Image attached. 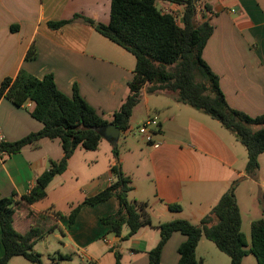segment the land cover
<instances>
[{
  "label": "crops",
  "instance_id": "obj_1",
  "mask_svg": "<svg viewBox=\"0 0 264 264\" xmlns=\"http://www.w3.org/2000/svg\"><path fill=\"white\" fill-rule=\"evenodd\" d=\"M111 1L0 0V87L6 78L14 80L22 70L38 79L52 74L61 92L72 98L76 86L96 113L111 121L127 94L136 67L135 57L82 19L57 31L48 27L51 21H68L75 15L108 24ZM206 4L212 14L203 9L197 21H208L213 27L203 51L204 60L219 76L221 90L233 109L253 118L264 115V0H202V6ZM157 6L165 13H173L177 24L184 26L180 5L158 1ZM32 46L37 57L27 60ZM33 109L31 100L22 106L6 97L0 100L3 142H18L43 128L32 117ZM152 118H157L160 125L154 130L153 142L147 144L150 149H146L145 159L127 169L124 159H118L122 171L132 179L129 199L147 203L152 220L151 226L141 228L128 240L123 239L128 227L117 237L109 226L101 224L102 218L119 209L116 197L84 207L69 226V216L76 206L116 181L110 172L117 163L115 158L108 171L87 178L74 168V157L81 149L78 148L66 172L56 176L47 187L46 198L30 205L23 198L36 187L37 179L51 164L62 159L61 142L41 139L17 154H0V198H13V227L19 234L39 231L35 246L40 243L44 249L37 251L41 264H49L43 261L44 254L49 256L50 264H115L116 253L121 255V264H149V252L161 239L157 228L160 224L182 219L198 225L233 187L242 214L239 190L235 187L239 180L255 183L258 197L264 201V153L259 159L258 176L251 179L245 169L237 168L239 157L231 144L201 112L176 103L166 94L144 93L134 109L130 127L135 122L140 127ZM84 158L85 165L90 166V159ZM52 192H56L53 203L39 207ZM170 205H180L182 211L173 212ZM248 217L251 226L255 219ZM186 240L185 235L174 233L163 249L160 264H178L179 248ZM200 251L197 258L202 264H224L205 239L201 240L197 254ZM3 252L0 227V258ZM59 255L70 259L60 260ZM20 258H13L9 264H27ZM242 264L258 261L249 254Z\"/></svg>",
  "mask_w": 264,
  "mask_h": 264
},
{
  "label": "trees",
  "instance_id": "obj_2",
  "mask_svg": "<svg viewBox=\"0 0 264 264\" xmlns=\"http://www.w3.org/2000/svg\"><path fill=\"white\" fill-rule=\"evenodd\" d=\"M158 1L180 5L183 8L184 26L177 24L173 13L159 9ZM203 9L212 14L209 5L202 6V0H112L108 24L81 15H75L68 21L48 23L51 30L57 31L82 19L100 35L132 54L136 67L127 85V94L111 121L99 116L76 86L72 98L61 92L52 74L38 79L22 70L14 80L6 78L2 82L0 100L6 97L18 106L31 100L34 103L31 115L43 124V128L18 142H1L0 154H17L41 139L59 140L64 151L62 159L53 162L50 169L37 179L31 193L23 198L26 203L31 205L46 198L47 187L56 176L66 172L68 162L78 148L86 151L99 149L103 138L97 129L114 124L122 133H126L130 129L134 109L144 93L148 96L166 94L176 103L218 121L246 148V175L254 179L258 176L259 159L264 153V115L253 118L228 104L220 87L219 76L203 58V51L213 34V27L208 21L197 22ZM36 57V48L32 46L26 59L34 60ZM113 154L117 163L111 166L110 172L116 181L76 206L69 216V226L74 224L84 207L97 206L116 197L119 209L102 218L101 224L109 226L110 232L117 237H121L123 228L128 227L129 232L123 238L128 240L141 228L151 226L152 220L147 203L129 199L133 190L132 179L119 165L118 146L113 148ZM13 204V198H0L4 249L0 264H9L15 257L41 264V255L34 250L40 233L32 229L26 235H21L14 229ZM169 208L173 212L182 211L180 205H170ZM242 225V214L233 187L198 225L182 219L160 224L157 228L161 239L149 252V264H160L163 249L176 232L187 237L179 248L178 264H202L197 258V249L203 239L213 242L220 252L226 254L230 264H242L249 254L257 258L258 264H264V218L251 224L250 246ZM59 259L67 260L70 257L59 255ZM115 264H121L119 253H116Z\"/></svg>",
  "mask_w": 264,
  "mask_h": 264
},
{
  "label": "rangeland",
  "instance_id": "obj_3",
  "mask_svg": "<svg viewBox=\"0 0 264 264\" xmlns=\"http://www.w3.org/2000/svg\"><path fill=\"white\" fill-rule=\"evenodd\" d=\"M137 114H138L137 116L140 117L141 114L139 111ZM201 116H203L207 121L213 124L217 128V130L225 137V139L231 144L233 149L236 151V154L239 157V163L237 168L246 170L248 154L244 145L239 140H237L233 134H231L224 127H222V125L216 123L214 119L210 118L209 116L203 113H201ZM147 144L148 143L145 141V139L139 134V127L137 126L136 122L131 125L130 129L126 133L121 134L117 146H118L119 158L120 159L122 158L125 161L124 164L125 169H127L129 166L134 167V165L138 163L140 160L145 159L146 157L145 152L147 151L146 149L147 148L150 149V147H147L148 146ZM112 150H113V145L106 139H103L101 141L99 150L97 151H86L82 148L78 149L77 151L78 153H76L74 157V162L76 163L74 166L75 170L79 169V172H81V174L86 176L87 178L94 177V175H97L103 171H108L110 166V161H114V154ZM84 157L86 158L88 157L90 159L89 161L90 166L85 165L84 162H86V159ZM140 178L137 181V183L139 184L141 183ZM69 182L73 184L76 183L75 181H71V180ZM235 187H237V190H239L238 194L240 199V207L242 210V215H244L243 232L246 233L248 238L247 242L250 245L251 226L248 225L249 220H247V218H249L248 215L252 216V218L255 220L264 218V201L261 197L259 199L258 187L255 185V183L254 184L248 183L245 180L241 179L236 183ZM55 194L56 192H52L50 198L38 204V206L42 208L50 206L53 203ZM60 207L61 206H59L58 208L59 210L62 209ZM206 242L207 244H209L212 250L216 251L217 254H219L220 258L224 259V264H230V258L226 254L220 252L213 242L209 240H206ZM41 246L42 245L39 243L37 246L34 247L36 253H38L37 251H44V249ZM200 253H202V251H200L197 254V257H200L199 256L201 255ZM51 255L54 254L52 253ZM48 257L49 256L47 254H44L43 261L48 262L50 264L51 260ZM56 259H58L57 256ZM20 260L22 262H27V264H34L28 260L26 261V259L24 258H20Z\"/></svg>",
  "mask_w": 264,
  "mask_h": 264
},
{
  "label": "built area",
  "instance_id": "obj_4",
  "mask_svg": "<svg viewBox=\"0 0 264 264\" xmlns=\"http://www.w3.org/2000/svg\"><path fill=\"white\" fill-rule=\"evenodd\" d=\"M159 120L157 118H152L147 120L144 124L139 127V134L145 139L147 143L153 142L154 130L159 127ZM2 141V136L0 135V143Z\"/></svg>",
  "mask_w": 264,
  "mask_h": 264
},
{
  "label": "water",
  "instance_id": "obj_5",
  "mask_svg": "<svg viewBox=\"0 0 264 264\" xmlns=\"http://www.w3.org/2000/svg\"><path fill=\"white\" fill-rule=\"evenodd\" d=\"M97 132L103 139L109 141L114 147L118 145V141L122 134V132L114 124H109L104 128L97 129Z\"/></svg>",
  "mask_w": 264,
  "mask_h": 264
}]
</instances>
